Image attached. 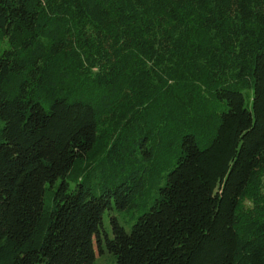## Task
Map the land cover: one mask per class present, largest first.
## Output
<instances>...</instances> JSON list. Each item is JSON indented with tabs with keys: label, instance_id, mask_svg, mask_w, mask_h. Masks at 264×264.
Masks as SVG:
<instances>
[{
	"label": "trees",
	"instance_id": "1",
	"mask_svg": "<svg viewBox=\"0 0 264 264\" xmlns=\"http://www.w3.org/2000/svg\"><path fill=\"white\" fill-rule=\"evenodd\" d=\"M0 123V264H264V0H0Z\"/></svg>",
	"mask_w": 264,
	"mask_h": 264
},
{
	"label": "rangeland",
	"instance_id": "2",
	"mask_svg": "<svg viewBox=\"0 0 264 264\" xmlns=\"http://www.w3.org/2000/svg\"><path fill=\"white\" fill-rule=\"evenodd\" d=\"M1 124V123H0ZM140 157H143V154L139 152ZM138 163V162H137ZM140 164V163H138ZM168 165V164H167ZM160 171L163 170V165L159 168ZM80 178L84 179V176H81ZM150 181L148 179L143 180V189H141V193L144 192V196L147 201V206L150 204L154 193H155V183H157L156 180L149 177ZM78 183V182H77ZM73 180H70V185L75 186L77 184ZM132 183V182H131ZM139 194H137L136 198L134 197L133 202L139 203ZM132 201L130 203H133ZM145 207H140L133 205L132 208L129 209H123L120 210L116 208L114 201H112V209L106 210L103 214V229L107 231L109 234L111 233V223L110 219L112 217H115L119 224L127 231H130L131 225L134 223L136 218L144 211ZM94 248H95V254H96V264H114L115 258L114 256L109 253L105 247L104 241L102 243V248L99 252V248L94 242Z\"/></svg>",
	"mask_w": 264,
	"mask_h": 264
}]
</instances>
